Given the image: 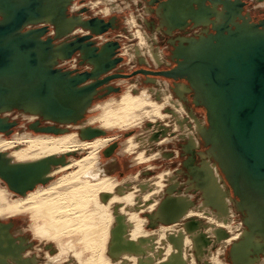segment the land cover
I'll list each match as a JSON object with an SVG mask.
<instances>
[{"label": "bare ground", "instance_id": "obj_1", "mask_svg": "<svg viewBox=\"0 0 264 264\" xmlns=\"http://www.w3.org/2000/svg\"><path fill=\"white\" fill-rule=\"evenodd\" d=\"M15 1L20 5H25L28 2L31 4L30 0ZM36 1L34 0V2ZM40 1V10L43 12V16L38 19L39 26L47 25L50 37L55 36L54 53L48 62L53 65L51 68L61 69L58 68L61 67L59 61L70 60H72L70 61L72 68H76L77 57H79V63L89 64L91 67L87 66L86 68L95 73L87 81L80 82L77 86L83 88L81 96L77 95L78 98H75L70 105L64 101L65 111L62 112V116L64 113L65 117L59 119L61 123L51 121L45 116L46 119L40 117V106L28 102V99H25L27 104L23 109L17 110L18 112L11 109L1 112L0 119L3 122L0 123V129L3 131L0 133V181L6 190L0 187V204L4 205L2 211L4 217L29 213L35 234L43 227L42 234L45 237L47 235L46 238L58 242L65 237L72 240L70 237L75 236L76 242L79 241L78 243L83 248L82 252L87 250L92 252V256L85 260V264H111L113 263L111 257L120 259L115 264H264L261 261V256H264V210L260 209L264 206V197L260 195L264 183L254 184L258 187L255 189L252 185L253 181L246 182L242 176L240 178L231 177L234 173L233 164L230 160L228 163L225 161L221 146L222 139L220 142L217 138L219 134L212 133L206 116L202 122L200 114H196L197 111H203L205 114L209 110L203 97L204 85L201 83L204 82L205 67L202 66L203 63L199 65L197 61L198 57L203 59L201 56L204 53L202 52L198 56L202 47L200 40L214 35L215 31L212 28L216 29L223 25L224 20L231 23L233 30L250 29L249 24L253 25L256 22L251 18L250 10L245 15L243 14L244 2L242 0L101 1L106 3V7H104L108 11L104 15H109L113 11L117 12L119 7L116 4L122 7L121 2L126 7H131L132 4H142L144 14L154 21L149 23V20L146 19V29L151 31L150 35H147L145 31L141 30L142 27L144 28L143 22L145 21L142 16L140 18L142 23L139 22L142 27L137 25L138 17L133 20L135 23L133 25L137 26L139 32H135L134 37H140L141 41L146 43V47H144L146 59L142 56L143 54H140L141 51L136 45L132 52L133 59L135 55L142 63H146V65L152 63L156 67H161L162 61L167 63L166 56L164 58L156 47V38L161 36L168 41L171 57L167 65L172 67L171 64H174L171 74L173 76L180 75L182 71H186V68L192 70V75L195 73L194 78L191 79L189 76L191 80L188 82L184 79L181 81L180 78L174 79L173 85L170 81L147 77L146 83L153 88L146 86V89H141L137 94L130 92V94L124 95L115 100L119 101L118 109L106 112L101 108L108 107L107 104L113 101L96 104L94 107L93 103L96 99H102L114 93L111 91L113 87L107 84L101 95V89L98 90L94 86L108 77L110 78L115 73L118 63L123 59L118 57L115 48H110L109 44H102L103 47L98 46L96 51H93L92 49L97 46L95 43L92 44L94 46H88L87 42L78 39L95 34L99 35V39H103L101 36L103 37L105 34L108 25L116 26L115 19L111 20L110 24H106L107 21L104 17H96L95 22L92 18L86 17V19L70 15L68 12L73 0ZM258 1L259 5L263 7L264 0ZM236 2H239L237 8L234 7ZM88 5L92 9V6ZM72 7L74 10L79 9L75 6ZM259 7L255 6L260 9ZM35 8L37 9V7ZM103 11L105 10H100V12ZM133 18L135 17L133 16ZM27 23L28 29L33 28L34 21L30 20ZM103 30L104 32H102ZM188 30H193L196 35L192 36L191 33L184 35L183 32ZM46 37L47 34L42 39L44 40ZM56 42L60 43L56 44ZM139 43L141 45V42ZM72 48L74 50L67 54ZM66 56L69 57L66 58ZM178 64L182 67L179 73L176 71L177 68H180L177 67ZM144 74L147 76L149 73L144 71ZM138 78L140 79V77ZM119 92L118 88L116 93ZM189 94H191L194 105L197 108L200 107L198 110L192 106L191 109L188 108L186 102L189 100ZM172 97L177 101H174ZM162 104L165 109L160 111ZM43 106L47 107L46 104ZM96 110H101L102 114L80 125L86 112ZM15 113L18 114L17 117H21L27 123H33L36 120L38 123L31 126L29 132L25 124L23 129H18L20 131L14 133L17 129H12L9 126L10 124L14 126L17 123V119H13L14 122H11L10 118ZM161 114H167L176 128L174 129L172 126L166 128V124H163L165 128L159 125L163 123L161 119H164ZM50 117L58 116L50 115ZM41 118L54 123L51 125L52 128L51 126L50 128H39L38 124ZM150 119L156 122L151 123ZM97 120L105 122L98 124V128L92 129L90 125L97 124ZM140 121L146 122L145 132L147 134L145 137L141 135L134 142L142 148L144 143L149 145L146 148V156L140 152L134 159L135 163L143 164L154 160L158 154L156 150L159 148L157 147L158 143L163 140L166 144L170 143V140L174 142L173 139L177 137L175 144L177 142L185 143L181 150L184 163L180 173L186 172L190 183L193 184L182 186L177 175L175 176L169 171L166 174L161 172L159 178L154 177L152 183H139L140 190L146 193L144 198L148 196V200L144 199V201H146V213L150 225L157 227L153 232L143 230V225H147V219L146 221L138 219L137 214L134 216L129 213L135 204L133 202L135 196H128L133 193L130 192L131 186H134L133 179L118 183L104 174L105 169L100 167L99 163V152L112 140V138L106 137L107 132L113 131L115 128L122 131L129 130L137 123L142 125ZM4 123L5 125H3ZM55 124H60L69 130L78 128L80 136L74 133L60 137L34 135L39 131L57 133L60 128ZM157 127L160 130L154 134ZM169 130H173L174 133L170 132V135ZM160 135L162 137L159 138ZM95 136L99 138L86 141L87 138ZM129 141L131 139L127 142ZM131 144L127 145L126 151L134 149ZM205 146L208 151L202 152V148ZM109 150L113 152V149ZM126 151L123 153L129 154ZM80 154V158L73 159ZM82 154L84 155L82 156ZM176 155H180V152L177 151ZM172 156L174 155H168V157ZM161 157H165V155ZM198 157L201 160L199 166L196 163ZM177 172L179 173V170ZM55 175H60V177L52 180ZM155 183L156 185H154ZM193 187L201 189L200 193H197V195L202 194V203L199 202L200 204L191 202L193 194L188 191H191ZM232 188L235 195H233ZM8 193H14L21 198H16L18 201L6 203L4 194ZM122 199H125L124 204L130 210L128 213L126 212L127 216L124 215L123 219L119 217L118 222L116 221L117 223L114 225L113 207L119 205ZM118 211L115 214L122 216V213ZM234 211L240 219L238 224L234 220L236 215ZM188 221L190 223L183 225ZM161 223L168 226H163ZM11 225L13 224H0V264H5L6 259L8 262L9 257L15 256L13 240L8 238L7 232ZM46 225L47 228L44 230ZM202 228L204 231H201ZM39 234L38 231L36 236L39 237ZM43 235L40 236L41 239ZM70 243L72 245L73 242ZM71 245L68 244L66 247L68 254L69 248L72 249ZM211 248L214 249V252ZM26 252L27 250L23 251L22 255ZM79 252L70 253L71 257H75L74 259L77 260V264L82 260L78 255ZM106 252L111 256L109 259L104 257ZM30 254L32 253L29 251L28 255ZM212 255L214 258L217 255L216 262L209 261ZM226 258L229 262L226 261ZM36 260L37 258L33 257L34 263Z\"/></svg>", "mask_w": 264, "mask_h": 264}, {"label": "water", "instance_id": "obj_2", "mask_svg": "<svg viewBox=\"0 0 264 264\" xmlns=\"http://www.w3.org/2000/svg\"><path fill=\"white\" fill-rule=\"evenodd\" d=\"M37 1L20 5L15 0H0V114L5 110L23 109L27 104L25 99H28V102L40 106V117L61 123L59 119L65 117L64 113L62 116L64 101L70 105L77 95L81 96L83 88L77 86L95 72L77 73L51 68L53 65L48 62L54 53L55 36L42 39L48 26H37L39 17L43 16L41 1ZM237 4L235 8L239 2ZM30 20L34 21L33 28L23 31ZM222 24L212 28L214 35L200 40L202 47L198 56L204 52L203 59L197 56L199 65L203 63L205 67L204 82L201 83L209 109L206 120L212 133L219 134L220 142L222 139L225 161L230 160L233 164L231 177L242 176L246 182L253 181V187L258 189L254 184L264 183V24H249L247 30H233L228 20ZM90 37L83 36L78 40L84 42ZM86 44L92 46V43ZM109 45L116 49L114 44ZM177 67L180 68L176 71L181 72L182 67L179 64ZM172 70L148 73L187 82L195 75L186 68L180 75L173 76ZM45 104L47 107L43 106ZM49 113L58 117L52 118ZM261 190L260 195L264 197V186ZM232 192L235 195L233 188ZM260 209L263 211L264 206Z\"/></svg>", "mask_w": 264, "mask_h": 264}, {"label": "rangeland", "instance_id": "obj_3", "mask_svg": "<svg viewBox=\"0 0 264 264\" xmlns=\"http://www.w3.org/2000/svg\"><path fill=\"white\" fill-rule=\"evenodd\" d=\"M101 1H103V0H100V1L99 0H73L68 14L77 15V16H81V17H85V18L87 17L90 19L91 18L95 19L96 17H100V18L104 17L107 21L106 24H110V21L115 19L116 26L110 27L108 25L107 30L104 32L105 34L103 35V37L101 36V38H103L104 40L99 39L98 38L99 35H92L90 38H88V40L84 41V42H87V43L89 42L92 44L95 43L97 45V46H95V48H98V46L101 48L102 44H108V43L114 44V46H116L115 50L117 51L118 57H121L123 59L118 63L115 73L112 74L110 76V78L108 77L104 81L100 82L99 85L97 86L98 90L101 89L100 90L101 95L103 94L102 90L107 86V84H110L113 87V89H111V91L114 93H112L110 96H106L105 98L96 99V100H94L95 102L93 103V107H94L96 104H103V103H106L109 101H113L112 103L107 104L108 107H106V108L102 107L101 108L103 111L106 110V112H107L109 110L118 109V107H119L118 102L119 101L117 102L115 100H118L119 98L123 97L124 95L130 94V92L132 94H137L141 89H143V88L146 89V86L153 88V86L146 83L147 77H151V78L156 77L155 79L160 78L161 80L170 81L171 85H173L175 81L172 78H167L165 76L158 75V74L157 75L147 74V76H146V74H144V71L168 72L174 68L173 63L171 64L172 67H169V65H167L168 62H170L169 58L171 57V55H170V51L168 50V41L164 40V37L160 36V37L156 38V43H157L156 47L160 50V52L162 53L164 58L166 56V62L167 63H164V61H162L161 63L163 65L161 67H156L152 63L146 65V63H142L140 61V59L137 58L135 55H134V59L132 57L133 48H135L137 46L141 51L140 54L141 55L143 54L142 56L146 59V49L144 48V47H146V43H144L143 40L141 41L140 37H134V35H135L134 33L138 32V31L136 28L137 26L133 25V24H135L133 22V20L137 19L136 17H138L139 19H137V25L139 27H142V25L139 24V22L142 23V19H140L142 16V18L145 21L143 22L144 28L142 27L141 30L143 32L145 31L147 35H150L151 31H149L148 28L146 29V23L145 22H146V19L149 20L148 21L149 23H152L154 21L152 19H149L150 17H148V15L144 14V11H143L144 6H142V4H137V5L132 4V7L122 6L120 8V5L116 4V6L118 5V7H119V10H117V12L113 11L109 15H104L108 11L105 9L106 6ZM131 1H133V0H131ZM242 1L243 2L245 1V3H246V5L244 6L245 8H244L243 14L248 13L249 10L251 11V13L254 12L255 16H259V17L254 16L255 17L254 18L255 21L253 20L254 22L259 20L260 18H264V6L263 7L260 6L259 5L260 2L258 0H242ZM88 4H90L92 6V9L90 8V6ZM96 4H98L99 6ZM72 6H75L79 9L74 10ZM93 6H95L94 9H93ZM255 6H257V7L260 6L259 7L260 9L255 8ZM123 8H124V10H122ZM102 9H104L105 11L100 12V10H102ZM133 16L135 18H133ZM90 19H88V20H90ZM42 26L43 25H40V26L38 25V27H42ZM27 30H28V28L23 29V31H27ZM187 33H191L192 36L196 35V34L194 35L193 30H191V31L188 30L187 32H183L184 35H186ZM46 34H47V37L51 36L49 29H48V32ZM139 42H141L142 46L139 45L140 44ZM57 43L59 44L60 42H56V44ZM92 46H94V45H92ZM77 60H78V63L76 65L77 66L76 68H72V63L70 62L72 60L66 61V62L59 61V64H61V67H58V68H61L60 70H62V71H73V72H77V73L90 72L86 68L87 66L91 67L89 64L84 65L82 63H79V60H80L79 57H77ZM138 77H140V79ZM179 80L183 81L182 79H179ZM106 82H108V83H106ZM118 88L120 89V92L116 93L118 91ZM188 98H189V100L186 102L188 108H190L192 106L194 109L198 110L200 107L197 108V106L194 105L193 99L191 98V94L188 95ZM172 99L174 101H177L176 98L172 97ZM161 106L159 105V107H161L160 111L165 109V106L163 104ZM156 107H158V106H156ZM15 112H18V111L15 110ZM101 114H102L101 110H96L94 112H90V111L86 112V114L84 115V119L82 120L80 125L87 122L88 120H90L93 117H98ZM196 114H198L200 116V120L203 122V119L205 118L206 113L204 114L203 111H197ZM161 115L163 116L164 119H161V122H163V123L159 124V125H162V127H164V125L166 124V128H167V126H172L173 128H176L174 122L171 121L170 117L167 114H161ZM17 116H18V114L15 113L13 116L10 117L12 119L11 122H14L13 119H17V123L14 126H12L10 124L12 126V127L10 126V128L17 129V130H15L14 133H17L18 131L23 129V125H25V124H26V129L29 132L31 130V126L38 123V120H36L33 123H27L26 120L22 119L21 117H17ZM162 116H161V118H162ZM0 117H2V116H0ZM98 121H99V123H98ZM150 121L152 123L156 122L155 120H151V119H150ZM168 121H169V124H168ZM41 122H42V124H45V125H43L44 127L42 126V124L40 125ZM104 122L102 120H97L96 121L97 124H92V125H90V127L92 129H96V128H98V124H104ZM40 123L38 124V125H40L39 128H50V126L52 124H54V123H51L45 119H41ZM140 123H142V125L141 124L139 125L137 123L135 126L130 128L129 130L122 131V130H118L115 128V130L107 132L106 137L112 138V140L108 143V145L104 149H102L99 152V155H100L99 163H100V167L102 166L105 169L104 174L107 177H109L113 180H116L118 183H122L124 180H127V179H133V181H134L133 182L134 186L132 185L131 186L132 190H130V192H133V193L130 195L135 196L134 197L135 200L133 201L135 204H134L133 208H131V211L129 212L128 210H130V209L127 208V206H125V204H124L125 199H122L123 201L121 200V202H120L121 204L118 202L119 205H116V207H113L114 225H116V223L118 222L119 217H121L123 219L124 215L127 216L126 214L129 212V213L133 214L134 216H136V214H137L136 217H138V219H144L145 221L147 219V225L146 224L143 225V230L148 231V232H153L155 230V228H157V227H153L150 225V220H149L147 213H146V201H144V196L146 193H145V191L140 190V188L138 186L139 183H146V182L152 183V181L156 178V176H158L161 172L166 174L167 171L174 173L175 176L177 175V179L182 186L186 187L187 184H192V183H190L188 176H187L188 174L186 172L180 173V171L183 168L182 165L184 163L181 150H182L183 146L185 145V143L184 142H177V144H175L177 137L173 139L174 142L173 141L171 142V140L170 141L168 140L170 143L166 144L164 142L163 146L161 144V148L160 147L156 148L158 154L156 155L157 157L154 160L145 162L143 164H134L135 163L134 159L138 156V154L140 152H143L142 153L143 156L144 155L146 156V146L148 147V145H149L148 143L147 144L144 143L143 148H142V147H139L138 143L134 142L141 135H144V137H145L147 134V132H145V130L147 128L146 124H145L146 122L140 121ZM55 125L60 128L59 131H57V133H48L46 131H39V132L35 133L34 135H47V136H52V137H60L63 135H67L69 133H74V134H77L78 136H80V129H78V128H72V129L70 128V130H69V128L62 127V126H60V124H55ZM143 125H144V127L141 128ZM51 128H52V126H51ZM18 129H20V130H18ZM68 130H69V132H68ZM159 130H160L159 127H157L156 131H154L155 133L154 132L153 133L157 134ZM170 132L174 133L173 130H169V134H170ZM166 134H168V133H166ZM98 136H100V135H98ZM98 136H95L94 138H90V139L87 138L86 141H92L94 139H98L99 138ZM160 137H162V136L160 135L159 138ZM7 139H9V138H7ZM129 139H131L132 142L131 141H129L130 143L127 142ZM160 142H162V141H160ZM131 143L133 144V146L136 149L134 148L130 151H126L127 145L131 144ZM109 149H111V150L113 149V152H111ZM123 149H125V150H123ZM137 149H138V151H136ZM150 149L153 150L152 148H150ZM158 150H159V152H158ZM124 151L129 152V154L123 153ZM177 151L180 152V155H176ZM207 151H208V148L206 146L202 148V152H207ZM169 154H173L174 156L168 157ZM83 155L84 154H82V156ZM163 155H165V157H161ZM80 157H81V154L78 155L76 158H73V159H78ZM199 158L200 157H198L197 158L198 160L196 161L198 166H199V163L201 162V160ZM115 160H116V163H115ZM147 168H149V169L146 170ZM178 170H179V173L177 172ZM56 177L59 178L60 175H57V176L55 175L52 180L57 179ZM134 178H136V179H134ZM0 184H1L0 185L1 189L3 188L4 190H6L4 187H2L4 185L1 183V181H0ZM42 186H44V185H42ZM195 189L196 188L193 187V189H191V191H188V192L193 194V198L191 199V202L195 203V204H200V203H202V196H201L202 194L197 195V193H200L201 189H196V190ZM9 192H10V190H9ZM4 196H5V202L6 203L8 201L9 202H13L15 200L18 201V199H16V198H21V197L15 195L14 193L13 194L12 193L11 194L10 193L4 194ZM119 198H122V197L119 196ZM3 206L4 205L0 204V224H4V225L13 224V225H11L10 229L7 232H8V236H9L8 238L13 240L12 246H13V253L15 255L14 257L13 256L9 257L8 262L6 259L5 264H72V263L77 264V260L74 259L75 257H71L72 254H70V253H77V251L78 252L81 251L78 253V255L81 257L80 259H82L78 262V264L79 263L85 264V262H86L85 260L87 258H90V256H92V252H90L88 250L85 252H82L83 248H82L81 244L78 243L79 241L76 242L75 236L70 237V238H72V240L74 239L75 241L67 239L66 237L61 239V241H59V242L55 241L53 239H52L53 240L52 241L51 239L46 238L47 235L45 237L42 234L43 227L42 228L39 227V228H41L38 230L40 234H39V237L36 236L38 231L35 234V231L33 230V224H32L33 221L31 220L29 213H25L22 215H17L14 217H7L6 218V217H4V214L2 212L4 209ZM117 211L119 213H122L123 217L121 215H116L115 212H117ZM235 214L236 215H235L234 220L236 221V224H238V223H240L239 222L240 219H239V216L236 212H235ZM130 217H131V215H130ZM188 223H190V221L184 223L183 225H186ZM162 225L166 226V227L168 226L165 224H162ZM45 228H47V225L44 227V230H45ZM201 231H204V229L202 228ZM41 235H43L42 239L40 237ZM70 242H73L72 245ZM68 244H70L72 246V249L69 248L70 246L68 247L69 248V254H68V249L66 248L68 246ZM74 244H76V245H74ZM62 248L64 250H66L67 253ZM25 250H27V252L24 255H22V252ZM211 250H212V252H214L213 248H211ZM29 251L32 254L28 255ZM46 256H48V257H46ZM213 256L214 255H212L211 258L209 259L210 262H214V261L216 262L217 261V260H215L218 258L217 255L215 258ZM33 257L37 258L38 261L36 260V262L34 263ZM104 257L109 259V257H111V256L109 254H107V252H106ZM70 258H71V260H70ZM263 258H264V256H261V261L264 262ZM14 260H16V261H14ZM67 260H68V262H67ZM111 261L113 262L111 264H115V262L120 261V259L119 258L114 259L111 257ZM226 261L229 262V260L227 258H226Z\"/></svg>", "mask_w": 264, "mask_h": 264}, {"label": "crops", "instance_id": "obj_4", "mask_svg": "<svg viewBox=\"0 0 264 264\" xmlns=\"http://www.w3.org/2000/svg\"><path fill=\"white\" fill-rule=\"evenodd\" d=\"M110 1V0H109ZM115 1V0H114ZM104 3V5H106V3L105 2H103ZM121 4H122V6H125V4H123L122 2H121ZM121 7V6H120ZM126 7V6H125ZM132 7V6H131ZM118 10H119V8H118ZM133 57V56H132ZM147 123H150V122H147ZM152 123V122H151ZM150 123V124H151ZM166 126V125H165ZM164 126V127H165ZM175 129V128H174ZM149 135V134H148ZM149 137V136H148ZM147 138V137H146ZM147 142V141H146ZM161 144H162V146H163V144H164V141H162V142H160V143H158V145H157V147H161ZM135 148V147H134ZM146 148H147V146H146ZM154 157V156H153ZM153 157H151L152 159H153ZM136 164V163H135ZM158 178H159V175L157 176ZM154 185H156V183L154 184ZM131 194V193H130ZM130 194H128V196L130 195ZM130 196H132V195H130ZM148 198V196L147 197H145L144 199H147ZM150 198V197H149ZM148 200V199H147ZM129 206H131L130 204H129Z\"/></svg>", "mask_w": 264, "mask_h": 264}, {"label": "flooded vegetation", "instance_id": "obj_5", "mask_svg": "<svg viewBox=\"0 0 264 264\" xmlns=\"http://www.w3.org/2000/svg\"><path fill=\"white\" fill-rule=\"evenodd\" d=\"M241 3H242V2H241ZM242 5H243V4H242ZM245 5H246V3H245V1H244V6H245ZM244 8H245V7H244ZM245 14H246V13H245ZM245 14H244V15H245ZM252 16H253V17H251V18H252L253 20H254L255 17H259V16H255V15H254V12H252ZM254 16H255V17H254ZM254 21H255V20H254ZM259 23H263V24H264V18H260L259 20L256 21L255 24H259ZM147 72H151V71H147ZM151 73H160V72H151ZM154 75H155V74H154ZM41 124H42V123H41ZM41 124H40V125H41Z\"/></svg>", "mask_w": 264, "mask_h": 264}]
</instances>
